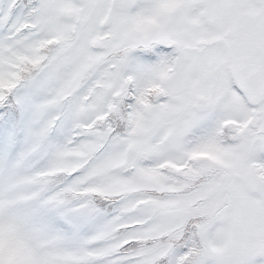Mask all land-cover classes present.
<instances>
[{
    "label": "snow or ice",
    "instance_id": "6c2138e0",
    "mask_svg": "<svg viewBox=\"0 0 264 264\" xmlns=\"http://www.w3.org/2000/svg\"><path fill=\"white\" fill-rule=\"evenodd\" d=\"M0 264H264V0H0Z\"/></svg>",
    "mask_w": 264,
    "mask_h": 264
}]
</instances>
